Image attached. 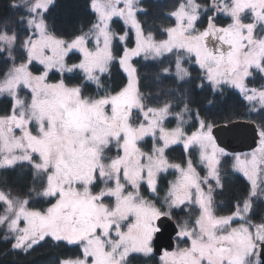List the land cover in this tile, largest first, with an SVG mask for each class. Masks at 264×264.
<instances>
[{"label": "snow or ice", "instance_id": "6c2138e0", "mask_svg": "<svg viewBox=\"0 0 264 264\" xmlns=\"http://www.w3.org/2000/svg\"><path fill=\"white\" fill-rule=\"evenodd\" d=\"M53 2L8 0L17 19H0V57L10 65L0 77V96L11 102L0 115V170L27 164L34 181L25 196L0 190V232L9 251L28 254L50 238L81 253L56 264H132L137 254L153 253L164 224L183 212L173 229L176 246L163 251L162 264H264V217L252 219L254 199L264 200V83L255 86L264 81V0H179L169 13L174 24L163 29L166 39L139 19L147 14L142 0H90L95 21L65 38L48 23ZM220 16L231 22L219 25ZM117 20L119 32L112 27ZM76 54L78 62L70 63ZM167 57L174 69L164 67L166 77L190 78L185 63L194 58L203 73L199 87L206 81L217 93L236 90L248 115L262 117L253 122L258 146L227 151L214 135L215 122L193 113L188 102L177 112L170 100L150 106L134 59L162 64ZM117 66L126 76L118 90L107 83ZM50 73L60 78L50 82ZM88 87L95 95L86 94ZM193 116L198 127L188 134L184 125ZM170 117L174 128L165 126ZM146 138L148 151L140 146ZM176 145L185 153L181 163L167 156ZM228 157L248 194L230 214L218 215ZM169 170L175 179L162 189ZM32 196L48 206L31 207Z\"/></svg>", "mask_w": 264, "mask_h": 264}, {"label": "trees", "instance_id": "16d2710c", "mask_svg": "<svg viewBox=\"0 0 264 264\" xmlns=\"http://www.w3.org/2000/svg\"><path fill=\"white\" fill-rule=\"evenodd\" d=\"M205 3L206 0H199ZM179 0H142V6L147 9L146 15H140L139 19L144 22L146 30L150 29L157 39L166 38V33L163 29L174 24V19L169 16L173 11ZM8 0H0V19L10 17L11 20L17 19V14H13L12 10L8 9L6 5ZM90 0H54L50 7L47 19L48 23L54 27L58 34H63L65 38L72 32H78L83 29L87 31L91 24L95 21V15L89 7ZM22 13V10H19ZM230 18L220 16L217 19L219 25L225 26L230 23ZM18 31L22 32V25H15ZM112 27L117 32L121 31L122 23L114 21ZM78 55H73L70 63L78 62ZM24 56L19 51L17 52V63L22 62ZM172 58L167 57L163 59L161 64L159 61H145L142 58H135L134 63L138 69L141 77V90L150 96V106L162 104L166 100H170L173 105V112L180 111L185 102H188L192 112L199 111L201 117L214 121L215 124L229 122L235 119H252L257 123L262 118L258 115H248L247 102L234 89L224 87L222 93L215 92L211 86L204 81L203 87H199L203 75L202 71L195 65L194 58L191 62L185 63L191 73L190 78L185 81H178L171 76L166 77L162 73V69L166 66L174 65L171 63ZM9 64L5 63L3 57H0V77L8 70ZM35 71V68H33ZM76 75V74H71ZM50 81H57L60 76L58 73H50ZM78 80H72L71 83H77ZM126 82V76L117 67L113 68L111 77L107 80L110 88L116 90L123 86ZM264 81H257L255 86H259ZM86 94L95 95L94 87H88ZM11 107L10 98L0 96V115L5 114ZM187 119V117H186ZM168 125L177 123L174 117L167 120ZM198 126L195 116L184 125L185 130L190 131ZM150 144V138L142 141V145L147 147ZM167 156L178 162L185 160V153L180 145L173 146L167 151ZM193 159H195V152H193ZM222 177L224 179L225 187L222 194L216 196L218 204L217 212L220 214L231 213L234 211V206L237 202H242L248 194V182L245 178L235 173L231 169L230 158L224 160L222 166ZM169 173L161 179V187L166 189L169 182ZM34 185L30 168L27 164L17 165L14 169L0 170V187L8 192L11 191L13 195L25 196L29 188ZM31 207L46 208L48 204L42 199L35 196L31 197ZM3 205L0 204V212L3 211ZM264 217V200L254 199V214H252L253 222H259ZM184 213L181 212L176 217L177 220L183 219ZM11 244L2 239V232H0V264H56L57 258L74 257L80 255L78 246H59L55 245L50 238L47 242H41L28 254L11 252L9 249ZM7 252V255L5 253ZM132 264H159V255L154 252L145 257L142 254H137L133 259Z\"/></svg>", "mask_w": 264, "mask_h": 264}, {"label": "water", "instance_id": "95a60500", "mask_svg": "<svg viewBox=\"0 0 264 264\" xmlns=\"http://www.w3.org/2000/svg\"><path fill=\"white\" fill-rule=\"evenodd\" d=\"M254 120L235 119L229 122L216 124L214 135L217 142L229 152H244L257 147L258 132ZM175 220L167 221L164 224V235L159 242L153 243L154 253L162 254L164 249L172 250L176 245Z\"/></svg>", "mask_w": 264, "mask_h": 264}, {"label": "rangeland", "instance_id": "374dc122", "mask_svg": "<svg viewBox=\"0 0 264 264\" xmlns=\"http://www.w3.org/2000/svg\"><path fill=\"white\" fill-rule=\"evenodd\" d=\"M167 38V37H166ZM166 38H164V39H166ZM89 47H92V44L90 43L89 44ZM50 82H52V81H50ZM22 95H26V96H28L29 98H30V93L27 91V90H24L23 91V93H22ZM240 119H242V118H240ZM245 119H248V118H245ZM250 120H252V119H250ZM255 121V120H254ZM256 122V121H255ZM176 124L177 123H175V124H173V125H168V123H167V121L165 122V126L166 127H168V128H174V127H176ZM198 127V126H197ZM196 127V128H197ZM196 128H194V129H192V130H190V131H187V130H185L188 134H190L192 131H195L196 130ZM18 134V133H17ZM140 146L145 150V151H148L150 148H151V139H150V144L147 146V147H144L143 145H142V142L140 143ZM258 146V145H257ZM256 148V147H255ZM253 150V149H252ZM252 150H249V151H244V152H235V153H247V152H250V151H252ZM228 151V150H227ZM198 158V153H196L195 152V159L194 160H196ZM230 158V165H231V169H232V158L231 157H229ZM168 159H169V161L170 162H172V163H181V161H178V162H176V161H174V160H172V159H170L169 157H168ZM224 160H226V158L224 159ZM224 160L222 161V164H223V162H224ZM222 166V165H221ZM198 171H200V173H201V175H204L205 174V169H203V167L202 166H198ZM233 171V170H232ZM240 174V173H239ZM169 175H170V179H169V181H171V180H173V179H175V175H176V173H175V171L174 170H169ZM242 175V174H241ZM160 187H161V183H160ZM162 188V187H161ZM163 189V188H162ZM0 190H3L1 187H0ZM4 191V190H3ZM6 192V191H5ZM163 195V192H161V196ZM217 214L218 215H228V214H230V213H226V214H220V213H218L217 212ZM177 219H175V221H176ZM176 240V239H175ZM176 243H177V241H176ZM176 246V245H175ZM175 248V247H174ZM173 248V249H174ZM172 249V250H173ZM154 252V251H153ZM162 254H163V252H162ZM162 254H160L159 255V264H162V262H161V260H160V256L162 255Z\"/></svg>", "mask_w": 264, "mask_h": 264}, {"label": "flooded vegetation", "instance_id": "af4514ba", "mask_svg": "<svg viewBox=\"0 0 264 264\" xmlns=\"http://www.w3.org/2000/svg\"><path fill=\"white\" fill-rule=\"evenodd\" d=\"M164 250H165V249H164ZM164 250H163V251H164ZM169 251H171V250H169Z\"/></svg>", "mask_w": 264, "mask_h": 264}]
</instances>
